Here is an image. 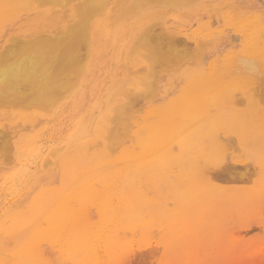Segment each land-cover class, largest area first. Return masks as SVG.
Here are the masks:
<instances>
[{"label":"bare ground","instance_id":"bare-ground-1","mask_svg":"<svg viewBox=\"0 0 264 264\" xmlns=\"http://www.w3.org/2000/svg\"><path fill=\"white\" fill-rule=\"evenodd\" d=\"M164 1L162 4L159 1L161 6ZM177 3L183 5L180 1ZM187 3L190 4V0ZM132 4L136 10L132 9ZM219 7L212 8L213 11L209 9L210 17H220L223 8ZM236 7L241 15L264 16V0H240ZM152 8V3L145 0H0V108H7L0 114V137H3L0 140H7L0 143L12 141L11 146H4L5 151L0 154V178L13 192L17 179L23 180L29 172L36 177L39 170L48 168L43 178L37 176L30 186L31 196L41 200L97 198L114 202L111 214H105L99 226L86 228V246L98 245L102 264H109L129 242L132 246L136 242L140 245L133 250L126 264H218L202 254H191L193 247L203 250L206 245L220 244L223 238L229 237L235 245L232 264H264V135L230 134L228 129L209 128L207 116L197 121L204 125L191 126L194 121L189 119V114L167 117L162 112L150 114V111L144 112L141 119L146 121V126H140L131 110L139 109L136 102L140 100H135L139 93L142 100L151 101L145 96L149 90L137 89L141 91L136 92V87L126 86L139 83L138 76L140 84L147 82L141 77L144 71L137 75L134 70L126 69L128 71L116 72L114 77L107 73L102 79L104 71L97 73L104 64L101 57L108 47L126 48L128 60L139 52L137 46L144 44L150 36L143 42L137 39L139 44L135 40L136 45L131 46L129 39L134 36L132 24L135 23L130 24V20L135 13L144 18L146 11ZM182 16L185 15L182 13ZM155 29L150 32L153 37L157 32ZM164 33L159 35L162 40ZM239 33L245 43L247 34ZM237 34L232 35L234 41L241 39ZM169 36L163 40H168L167 51L158 47L155 51L157 55H154L161 60L149 57L153 53L151 51L150 55L153 48L149 49V39L148 45L145 43L149 51L141 57L145 55V61H165L167 64L175 60H165V56H175L179 52L174 35ZM143 44L141 46L145 48ZM204 44L205 47L208 43ZM198 47L202 48L200 53L197 52L198 60H182L180 74L214 70L221 61L222 66L227 62L228 56L218 57V43ZM168 50L174 53L169 55ZM181 54L187 55L185 51ZM179 61L176 59L177 63ZM235 65L239 73L262 72L255 61L244 57H239ZM149 70L150 66L147 77L157 76L151 75L155 74L152 72L155 69ZM151 80L154 82L156 78ZM200 80L179 75L175 82L166 80V84L168 87L177 84V91L184 89L189 93L202 84ZM177 91L167 101L171 107L188 109L200 104L186 101L188 98ZM118 94H125L128 104L122 102ZM259 97L262 100V95ZM236 100L234 103L239 101ZM133 101L135 105H132ZM142 103L140 101L138 105ZM69 104L73 106L74 116L65 123L61 121L64 133L51 132L46 137L53 141L57 136L58 142L44 147L41 144L42 128L36 130L35 111L42 108L51 111L59 105ZM211 105L201 104L202 108ZM67 112L63 110L60 116ZM124 112L129 113L127 123L120 121ZM174 122L173 127L170 126ZM28 125L35 128L33 133L27 132ZM233 148L241 154L230 161L227 157L215 158L219 150L220 154H228ZM7 151L10 154L5 156ZM31 167L36 171H30ZM258 174L263 179L250 189H232L221 183H240V179ZM215 177L225 180L222 179L220 184L217 183L220 178ZM226 227L228 231L223 234ZM184 253L190 255L182 259ZM39 254L38 250L36 256Z\"/></svg>","mask_w":264,"mask_h":264},{"label":"rangeland","instance_id":"rangeland-1","mask_svg":"<svg viewBox=\"0 0 264 264\" xmlns=\"http://www.w3.org/2000/svg\"><path fill=\"white\" fill-rule=\"evenodd\" d=\"M145 1L148 2V4L152 3L153 6V8L151 9L152 11L151 10L146 11L145 17L148 16L147 18L140 17L141 18L140 19L138 16H136V13L134 11L136 10V6H133L134 3L136 4V2L132 4L133 6L132 9H134L133 11L135 13L134 17L135 16L136 17L135 18L133 17L134 19L132 18L130 20V24H132V22L135 24H132V28L134 27V31H133L134 36L132 39L131 38L129 39V43L130 45L132 44L131 46H133L139 44L140 40L141 42H143L144 40H146V37L150 36L148 38L149 41L151 42L149 43V49H151V47L153 49L149 51L148 47L145 45L146 42L148 45L149 41L147 39L144 42V44L141 43V45L143 44L146 47L144 48V46L142 47L141 45L137 46L138 51L140 53L137 51L136 54L133 52L135 55L131 53L133 58L131 60L130 59L128 60L127 59L128 56H126L128 55L126 48L121 49L119 46L108 47V49L102 54L103 56L101 57V59H103L104 61V64L97 71V73L100 70L101 72L102 70L104 71L100 79L106 76L107 73H109V75L113 74L114 77L116 75V72L118 73L119 71L125 72L132 69L135 71L136 74L137 73L141 74L142 70L144 71L142 72V74L144 73L143 74L144 76L141 75V77L142 79L144 77L147 80L148 83L145 82L147 84L145 83L140 84V80H139L140 76H138L139 78L137 79V82L139 83L135 84V86H133L134 84L131 86L128 84V86H126L131 89L132 88L134 89V87H136V89H134V91L136 92H140L141 90L143 91L146 89L149 90V91L146 90L148 92L145 93V96L146 97L149 96L151 98V101L150 100L148 101L146 99L142 100L141 99L142 97H140L141 95L139 96L140 93L138 94L139 98H137L138 96H136L135 100L136 101L140 100L143 103L142 105L139 104L140 105L139 106L138 102L140 103V101L136 102L137 103L136 106L139 109L135 107V109L131 110V112H133L134 117L136 118L135 121H137V123H139L140 126H146V121L144 119L143 120L141 119L144 117V112L147 111L148 112L150 111V114H158L162 112L163 114L167 115V117L173 115L183 116L185 114H189L190 115L189 119L194 121L193 125L191 126L204 125V123H197V121L203 119L202 117L207 116L208 121L206 124L207 127L209 128L218 129V130L228 129L230 131L229 132L230 134L250 135L253 133V135L255 134L264 135V103H263L264 102L263 101L264 100L263 98L264 97L263 94L264 93V83H263L264 16L257 17L252 14L241 15L236 7L237 2H239L240 0L238 1L237 0L234 1L233 0H197V2L196 0H192V2L190 0V4L187 3L188 0L187 2H185V0L183 1L179 0L180 2H182L181 4L183 5H179L180 3L179 4L177 3L179 1L176 0L172 1L174 4L170 0H167L168 2H165L166 0L165 1L145 0ZM159 1L161 2V4L163 1L165 4L166 3L167 4L161 6ZM233 3L234 5L235 4L236 5L234 6ZM219 6H221V8L223 9L226 7L224 10L222 9L220 17L218 16L210 17L211 11H209V9L211 8L210 10H212V8L215 9L216 7L218 8ZM233 6L234 8H232ZM182 7H186V8H182ZM154 12H156L157 15ZM182 13L186 17L182 16ZM207 13H209L208 16L205 15ZM163 15H165V17H163ZM217 17L219 21L217 20ZM136 18L139 19L136 20ZM152 19H154L153 22L155 23V25H153L154 23H151ZM157 20L159 21V24ZM156 23L159 25V27H157L158 25H156ZM161 27L165 30V33L163 32L164 30H162ZM155 28L156 29L159 28V30L161 31L159 32V30H156ZM141 29H145V30H142L141 32ZM152 29L153 30L155 29V31H157L156 33H154V37L153 34H150L151 31L153 32ZM242 31L244 34H247V39L245 43L243 42V36L239 33ZM145 32L148 33L147 36L144 35L146 34ZM162 32L164 33L166 38H168L167 36L169 35H170L169 37L172 38L171 35L172 34L174 35L173 36L175 37L174 41L176 40V45L178 44L176 46V49H178L179 52L175 53L177 56L176 55L174 56V54H172L174 52L172 50H168L170 52L169 55L170 54L172 55L165 56V60L167 61L168 58L169 59L175 58V60H170L168 64L167 62L165 63L163 59L162 60L164 62L151 61L154 64L156 63L154 66V64H152L149 60H147L149 61V63H147V61H145L147 57H144L145 56L144 55L143 56L144 59H143V57H141L142 56L141 54L142 53L145 54L147 51H149L150 55L153 52L152 55L149 57L152 56L154 57L155 55H157L155 51H158V48L159 49L161 48V50L162 48L165 47L168 48L167 46L168 40H165L166 42L165 41L163 42L165 36L163 37V40L160 39L162 37L159 35H163ZM233 33H238L237 35L241 36V39L238 41H234L232 36ZM137 35L140 36L135 38ZM156 37H158L159 40ZM154 38L158 40L157 42L159 44L156 42L158 46L155 44L156 40H154ZM182 38L185 40V43L183 42ZM137 39L140 40L138 41ZM135 40H137L136 41L137 43L135 42ZM178 40L180 43L178 42ZM198 40L202 41V43L205 44L208 43L207 45H211V44L213 45V43L215 42L218 43L220 45L219 48L220 56L218 57L227 58L228 56V58L226 59L227 62L224 64V66H222L223 61H221V63H219L217 66L218 68L216 67V69L214 70H210V71L200 70L201 72L199 71L196 72L195 70L194 72L191 73L185 72L180 74L181 72L180 63L182 60L185 62H191V61L193 62L198 60L197 52L200 53V50H202V48L200 49L198 46L201 45V47H204L202 43H199ZM204 41H208V42H204ZM182 43L184 46L183 45L181 46ZM186 43H188V45ZM150 44H152V46H150ZM153 44L156 45V48L155 45ZM207 45H205V47ZM113 47H115L116 49ZM137 47H134V49L135 48L137 49ZM167 48H165L164 50L167 51ZM134 49H131V51L132 50L135 51ZM182 51L183 52L185 51L187 53L186 56L183 55L184 58L181 54ZM155 57L156 59L161 60L160 58H158V56ZM239 57H244L246 59L255 61L259 69L262 70V72L259 73L254 72L251 74L237 72L236 71L237 68L235 64ZM154 58H150V59L153 60ZM156 59L154 61H156ZM176 59L177 61L178 60L180 61L177 63ZM162 63L166 64V66L163 65ZM158 64L162 65L161 67L162 69L159 68L160 66H158ZM127 65H129L128 68L124 69V67L125 66L127 67ZM149 66H150L149 71L155 69V71H152L155 74L152 73L151 75L152 76L157 75L153 77L156 78L154 82H152L153 80H151L153 78L150 79V75L148 77L146 76V72L148 71ZM179 75L180 76L189 75L190 78L194 77V78H198L199 80L201 77L200 81L202 82V84L196 87L195 91L189 93L187 90L184 89L177 91L176 90L177 84H172L168 87L167 86L168 84H166V80L169 81L171 80L175 82V80ZM259 78L260 80H258ZM149 83H152V85L149 86L150 85ZM101 85L102 83H100V86ZM258 87L262 88V90ZM137 89H141V90H137ZM176 91L181 96L187 97L188 99H186V101L198 102L200 104L192 105L197 107H190L188 109L182 106L171 107L172 105H168L167 101L174 97ZM119 94L118 97L121 99V101L122 102L124 101L126 103L128 99L124 97L125 94L124 95L121 94L122 96ZM260 95H262L261 98L262 100H260L259 97ZM133 97L131 98L129 97V98L132 99ZM235 99H238L239 101L236 100L238 102L234 103ZM134 101L132 102V105H135ZM202 103H211L212 105L203 106L205 108H202L201 106ZM126 104H128V102ZM129 105H131V103ZM57 108L51 111L44 108L40 109V111L38 110L35 111V118L37 122L36 130L42 128V135L44 134L43 136L44 138L41 139V144L44 147L54 145V143L56 144V142H58L57 136L56 139L53 141L47 140L46 137L51 132H54L55 134L64 133V130H62L63 124L61 123V121L65 123V121L70 120L74 116L73 106L71 104L66 105L65 107L59 105L57 106ZM3 110L5 111L7 110V108H2L1 106L0 114L2 113ZM63 110H67L68 112L63 116H60ZM53 111L58 113L55 116H50L51 113H54ZM27 115H32V114H27ZM128 115L129 113L126 115V112H124V114L121 116L122 119H120V121L126 120L124 122L127 123ZM1 121L2 120L0 115V125H1ZM170 121L171 120H169L168 123H170ZM126 123L124 124V126L126 125ZM175 123L176 122L170 124V126L173 127ZM32 126L33 125H28L27 132L29 133L34 132L35 128H33ZM218 134H224V133H218ZM3 140L4 139H1L0 141ZM6 140L7 138L4 141ZM11 143H12L11 140L9 143H6L4 145L1 142L0 143L2 144L1 149L2 148L3 149L2 151L0 150V154L4 153L5 151L4 146L9 147L11 146ZM9 154L10 153H8L7 151L5 156ZM238 154L241 153L239 151H234V148L231 149L228 154L226 153L220 154V150H219L215 158L219 160L222 159L223 157H227L228 160L230 161ZM241 161H243V159H241ZM31 170L34 172L36 171V168L31 167L30 171ZM43 170L44 169L39 170L38 171L39 174L37 173L36 177L38 176L43 178L48 168L46 169V171ZM30 174L31 173L29 172L26 175H24L23 178L24 181L18 179L17 181H15L16 183L14 185L13 192H10V190H8L10 185H6V184L4 185V181L0 178V264H102L98 245L94 244L91 248L86 246L88 243V240L86 239L87 237L86 228L88 226H96V227L99 226L102 221V217L105 214H111L114 206V202L104 199H97V198L75 199V200L69 198L57 199V200H53L52 198H44L41 200V198L38 197L36 198L30 195L31 191L29 190V188L32 184H34L36 180V177H33ZM27 176H29V178H26ZM259 176H260L259 174L254 175L252 177L247 176L245 177L246 179L244 178L240 179V183L237 181L235 182L230 181L231 183L226 181L227 182L226 183L223 182L222 181L223 178L221 179L220 177H215L220 179H217L218 181L214 179V181L215 182L217 181V183H220V181H222L221 183H225L226 186L228 187L231 186L230 188L232 189H245V188L250 189L253 188L255 184L258 183V181L263 179L262 177ZM243 180H246V183ZM26 183L28 184L26 185ZM4 187L5 189H2ZM10 193H11V198H10ZM92 216L96 218H93ZM227 229L228 227H226L222 233L225 234L226 233L225 231H228ZM128 240L131 239L128 238ZM154 241L155 239H153V242ZM135 244L134 246H132L133 245L132 242H129V244L126 247L125 244L122 250H119L115 255V257L109 262L108 261L107 262L109 264H117V263L126 264V262L130 259L133 250L136 249L138 245H140L138 242H136ZM211 244L212 245L209 246L206 245L205 246L206 249L203 250H200V248L194 246L191 254H197V255L202 254L206 258H211L214 261L216 260L218 264H232L235 261L233 260V257H231L232 249L233 246L235 245L232 243L230 237L226 239L223 238L220 244H215L214 242ZM221 249L223 250V252ZM38 250L40 251V254L39 256H36ZM50 255H54V256H50ZM189 255L190 254L184 253L181 256L182 259H185V257L187 258Z\"/></svg>","mask_w":264,"mask_h":264}]
</instances>
